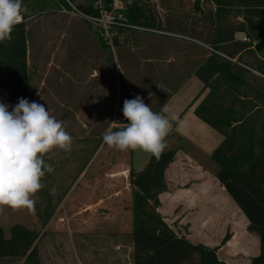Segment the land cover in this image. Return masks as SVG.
<instances>
[{"label":"rangeland","instance_id":"obj_1","mask_svg":"<svg viewBox=\"0 0 264 264\" xmlns=\"http://www.w3.org/2000/svg\"><path fill=\"white\" fill-rule=\"evenodd\" d=\"M89 2L94 0H23L28 8L24 17L28 24L27 61L31 76V102L44 105L51 115L63 121L73 141L70 152L53 149L44 156L45 162L54 171L45 174L41 180L43 187L33 197L38 206L35 204L31 209L3 206L0 210V226L4 228L7 238L12 236V226L15 224L41 230L37 240L39 264H131L134 223L133 218L126 216L133 197V187L129 189L130 168L143 170L152 154L140 149L121 152L108 147L103 152L102 135L110 124L114 122L116 126L122 121L123 101L120 99L119 102L120 93L130 89L134 97L142 96L146 91L141 86L145 75L143 72L151 74L153 80L159 77L154 73L157 70L155 62H145L144 58L154 54L167 59L176 50L183 54L185 49L182 44H201L186 38L128 28L120 34V42L124 45L103 48L99 42L101 33L89 27L87 19L79 12V5ZM182 2L185 10L191 9L194 4V0ZM132 44H147L148 47L139 51ZM155 44H165L166 49L173 52H149V49H156ZM203 48V53L210 51ZM187 60L185 57L180 59L185 64ZM94 70L99 74L97 78L91 77ZM99 84L104 85L100 102L104 101L106 106L96 109L93 104H96L94 98ZM154 85L157 83L151 80L149 89ZM202 89L203 82L192 76L166 102L187 123V128L182 131H177L173 125L172 132L166 137V149L178 151V162L183 159L182 154H186V164L191 168H195L190 162L194 158L208 174L216 176L218 165L212 152L222 141L223 135L195 113L203 98V95L199 96ZM78 93L80 97H77ZM0 103L9 105L10 111L11 106L15 105L9 89L1 85ZM75 109L80 111L79 115L74 114ZM156 109V112H161L158 107ZM103 157L108 159L105 158L90 171L91 178H99L97 191L93 190L87 200H81L83 202L78 206H67V196L74 190L81 172L94 167L96 161ZM107 172H113L114 177ZM168 176L175 180L176 174L171 170ZM107 178H112L113 183L108 185V189L105 186ZM48 193L51 194V201L47 213L42 208L47 202L44 196ZM166 197L165 205L170 204ZM87 208L89 221L79 227L74 214ZM181 210L182 206L175 212L180 213ZM118 212L122 213V224L113 217ZM190 212L192 218L201 215L196 209ZM45 213H52L54 218L42 228ZM175 216L168 217L172 219ZM188 218H181L183 221L174 219L170 225L180 234H188ZM197 232L202 234L200 230ZM200 234L192 239L204 240ZM116 243L122 245V249H114L112 245ZM0 264L27 263L25 258L12 257L0 259Z\"/></svg>","mask_w":264,"mask_h":264},{"label":"trees","instance_id":"obj_2","mask_svg":"<svg viewBox=\"0 0 264 264\" xmlns=\"http://www.w3.org/2000/svg\"><path fill=\"white\" fill-rule=\"evenodd\" d=\"M123 1L128 23L171 30L210 50L195 70L204 88L211 89L196 113L224 136L212 152L218 165L217 178L248 218V229L260 237L261 251L251 264H264V93L251 97L244 87L249 84L247 76L255 75L251 69L264 74V59L258 57L264 55V0H194L189 10L184 9L182 0ZM94 2L79 5L80 11L98 14ZM103 3L112 9L113 0ZM125 29L128 28L119 27V33L114 35L115 46L121 44L120 34ZM238 32L247 39H236ZM11 36V40L0 42V85L9 89L15 104L21 97L31 102L25 17ZM99 42L103 48L110 46L101 34ZM256 104L260 107L250 113ZM122 123L127 121L118 122L114 129ZM176 154L177 150L165 149L158 159L151 155L143 170L130 168L134 264H228L218 252L230 239L229 232L214 247L195 243L176 232L159 211L160 194L168 189L166 169ZM50 195L44 196L47 202L42 209L47 213ZM47 213L42 217V228L53 217ZM40 231L15 224L12 236L7 238L0 226V259L22 257L27 264H39Z\"/></svg>","mask_w":264,"mask_h":264},{"label":"crops","instance_id":"obj_3","mask_svg":"<svg viewBox=\"0 0 264 264\" xmlns=\"http://www.w3.org/2000/svg\"><path fill=\"white\" fill-rule=\"evenodd\" d=\"M29 18L30 17H28V19ZM239 19L242 20V17H239ZM245 37L246 35L242 32H238L236 34V39L245 40L244 39ZM121 45L124 44H119L118 46ZM132 45L136 46V49L139 51H143L148 47L147 44H132ZM164 45L165 44H155L156 49H152V50L149 49V52L153 51L156 52L157 54L159 53L162 54L164 52L172 51L171 49H166V46ZM181 46L184 47L183 50L185 49L183 54L182 52L178 53L176 50V52H174V54H172L167 59L154 56V54L151 55L150 57L148 56L147 58L143 59L145 62L146 61L155 62L154 63L156 67L155 69L157 70L154 73H156L159 76L157 80L156 79L153 80L151 78L152 76L151 74L149 75L148 73L143 72L145 75L143 76V79L141 81L142 82L141 86H144V90H146L145 94L142 95L141 97L143 98L144 103L146 105H149L153 111L155 110L154 112H156L157 110L156 107H158V111H160L162 109V106L166 104V102L173 96V94H175L177 90L189 78H191L192 76L198 77L195 74V70L200 64H202L205 61V59L210 54L209 51L208 53H203L202 51H205V48H203V46L200 44H194V43L182 44ZM126 51H130V50H126ZM139 54L140 52L138 53V55ZM184 57L188 59L186 64L184 63L185 61L184 62L180 61V59H183ZM258 57L264 59L263 54L258 55ZM145 69L147 71V68ZM251 70L253 73H255V75L247 76V81L249 84L244 87L249 92L251 97H253L255 94L264 93V74L260 73L255 69H251ZM94 72L91 74V77L97 78L99 74L98 72H96V70H94ZM151 80L156 82L157 85H154L152 88L149 89L148 84L151 82ZM128 83H130L129 80ZM103 87H104L103 84H99L97 88V92L95 93L94 99H96V104H93V107L96 109L97 108L101 109L104 108V106H106V104H104L105 103L104 101L100 102V100L103 97L102 96ZM210 90H211L210 87L204 88V82H203V89L199 94V96L203 95V98L198 105H200L203 102V100L208 96ZM80 96L81 94L78 93L77 97ZM240 97L243 98L242 95ZM133 98L134 96L130 92V89L129 90L126 89L123 91V94L120 93L119 102L120 99H122V101L124 102L125 99L131 100ZM253 104H255V98ZM253 104H251V107H253ZM259 107L260 105L256 104V106L253 109H251L250 113H253V111L257 110ZM74 111H75L74 112L75 115L80 114V111H78V109H75ZM179 116L182 119V115ZM199 118L203 120L201 117ZM121 120L126 121L125 118L123 117V113ZM204 122L207 123L206 121ZM113 124L114 122L111 125ZM81 127H83V125ZM212 128L215 129L214 127ZM105 148H107V145L104 144V147L101 150L104 152ZM102 151L100 154H102ZM185 155L182 154L183 159L181 160V162H178L177 154H176L174 161L166 169V179L168 183V189L160 194L161 206L159 207V211L162 213L163 216L164 215L166 216V217L164 216V218L169 224L174 219L179 220L181 218L185 219V217L186 218L189 217L188 222H190V226H189L190 233L180 234L178 231L176 232H178L180 235H185L187 238H189L192 242L195 243L201 242L208 246L214 247L219 245L226 236V234L229 232L231 234L230 239L226 242V244H224L219 249L218 253L220 258L226 261L228 264H251L252 258L259 255L261 251L260 237L258 233L254 231H250L248 229L250 223L248 218L240 209V207L230 197V195L227 193L225 187L217 178V175L214 176L212 174H208L206 172V169L202 167L198 162H196L194 158H191L190 162L194 165L195 168H191L190 167L191 165L189 166L188 164H186L188 161L187 159H185ZM105 158L106 157H103L102 159H98L94 167L90 166L88 170L84 169L81 172L78 178V183L76 184L74 190L67 196L68 197L67 206L76 207L79 205L80 202L83 201L85 202L87 200V196L91 194L93 190L97 191L99 178H97L96 180L94 177L91 178L90 175L92 174V172L90 171L95 167H97L100 163H102ZM106 159H108V157ZM171 170L173 171V174H176V177L174 178L175 180H171L168 176ZM107 174L110 175V177H114L113 172L112 173L107 172ZM109 184H113L112 178L106 179L105 186L107 189ZM131 186L132 185L129 181V189H131ZM164 196H167L166 199L170 201V204L165 205ZM180 206H182L181 212L180 213L175 212ZM189 209L190 210L196 209L197 212L201 213V215L197 217L193 215L194 217L192 218L190 217L191 212ZM126 211H127L126 216L133 218V197H132V205L130 206V209ZM186 211L189 212L185 214ZM87 214H88V208L83 209L82 211L77 210L75 212L74 216L75 218L77 217L76 220L78 221L79 227L85 225V223H88L89 220L87 219ZM121 215L122 213L118 212L117 216H113L118 219V223L120 224H122V219L120 218ZM169 215L171 216L176 215V216L171 217L172 219H169L168 217ZM53 218L54 217H52V220ZM182 219L181 221H183ZM228 227L231 230H229ZM199 230L200 232H202V234L197 232ZM196 234L198 235L200 234L205 239L204 240L192 239ZM112 247L117 251L122 249V245L118 243L112 245ZM130 251L131 253H133L131 264H134V243H132V246H130Z\"/></svg>","mask_w":264,"mask_h":264},{"label":"clouds","instance_id":"obj_4","mask_svg":"<svg viewBox=\"0 0 264 264\" xmlns=\"http://www.w3.org/2000/svg\"><path fill=\"white\" fill-rule=\"evenodd\" d=\"M27 12L23 0H0V42L12 39L14 27L24 22ZM9 107L0 103V210L31 209L34 195L43 187L42 178L54 171L44 156L53 149L70 152L73 141L64 122L44 105L21 97L11 111ZM122 113L127 123L115 129L110 124L102 135L108 148L121 152L140 149L158 159L173 125L177 131L187 128L167 103L161 112H154L139 95L124 100Z\"/></svg>","mask_w":264,"mask_h":264},{"label":"built area","instance_id":"obj_5","mask_svg":"<svg viewBox=\"0 0 264 264\" xmlns=\"http://www.w3.org/2000/svg\"><path fill=\"white\" fill-rule=\"evenodd\" d=\"M95 6L99 10L98 14H86L82 11L79 12L96 30L101 33L106 43L113 48H115L114 35L119 33V27L121 26H125L130 29H139L191 40V38L188 36L173 32L171 30L150 28L128 23L125 20V15L123 12V9L126 6L123 0H113L112 9H107L103 3V0H96ZM244 39L246 40L247 38L245 37Z\"/></svg>","mask_w":264,"mask_h":264}]
</instances>
